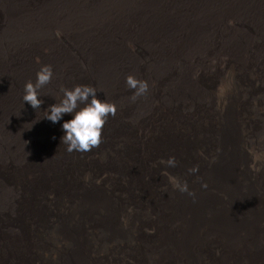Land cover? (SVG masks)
Listing matches in <instances>:
<instances>
[{
  "label": "rangeland",
  "instance_id": "rangeland-1",
  "mask_svg": "<svg viewBox=\"0 0 264 264\" xmlns=\"http://www.w3.org/2000/svg\"><path fill=\"white\" fill-rule=\"evenodd\" d=\"M84 1L79 0L78 5L83 4ZM191 1L179 0L177 14H183L172 16V30L169 29L168 24L170 23V17H165L162 10V6L171 2V0H162L161 3L157 1V6L162 13L155 21L158 22L161 30L153 33L152 38L157 40L162 38L161 41H157L160 42L158 46H154L153 41L156 42L155 40L150 41V38L144 35L141 36V42L135 44H132L127 37L129 29L131 33H134L132 32L133 29L136 33L140 32L138 25L134 24L132 26L134 15L131 11L133 7L130 6H134V11L138 13V10L140 12L141 7L147 0H130L131 27L128 26L127 22L121 21L120 18L116 19L119 21L118 25L112 19L113 23L116 24L113 32H105L101 35L88 33L82 37H74L60 23V20L67 19L72 20L70 22L76 26V22L82 19V15L77 14V0H70L69 5L65 0H43L36 9L30 11V24L31 18L40 16V8L43 9L46 19L51 17L48 25L42 23L31 25L35 31L47 29V32L52 33L54 30H58L64 35V39L54 36L52 39L43 42L44 59L53 61L57 66L64 69L68 66L78 67L75 72L69 71L74 73V86H92L93 83L97 82L95 86L99 87L100 84L103 93L121 97L118 100L122 105H126L124 108L130 115L129 118L127 117L126 126L122 125L119 119L116 125L115 120L113 123L110 122L113 130L110 133L102 132V142L89 152L68 153L65 150L66 146L60 140L63 133L60 124L57 123L49 128L46 137L34 143V159H28L31 150L22 145L17 150L16 156L13 155L8 158L12 159V165L0 163V183L6 192L9 190L11 198L8 200V194H6L5 199L0 203V264H73L72 259L84 253L86 249L89 250V254L82 260L74 262V264H127L133 258V252L135 251L129 246V237L133 235V230H135L134 228L130 230L132 227L131 222L139 220L143 223L141 229H143L144 235L139 234L140 238L148 236L145 226H148L150 230L153 228V216L150 214V216L144 218L142 212L140 215L137 213L138 209L149 210L150 208L152 211L151 207L154 204L160 206L161 204H169L170 200L176 199L180 194V191L175 189L169 182V176L175 177L181 184L186 183L192 194L198 192L193 187L199 186L198 180H205L212 176V171L216 165L215 159L212 158L219 153L214 151L217 149V144L222 140L221 132L224 125L231 124V121L232 124L233 121L235 122V117L230 114H222V127L219 121L216 122L215 120V116L216 119L218 116L216 112L218 104H214L209 109V114L207 112L206 115H209V121L213 120L212 127L215 128L212 131L202 129L201 126H205L207 121V118L203 115L205 110L202 112V117H200L191 114L182 105H170L172 100H177L180 97L179 88L175 85V81L183 80L187 83L190 81L186 79L191 77L193 82L203 85L205 92L208 91L207 94L216 99L217 90L221 84L225 83L230 71L236 73L242 83L244 81L253 82L250 72L260 73L262 64L260 65L256 60L258 59L257 48L241 44L236 47L242 46L240 49L223 50L217 35L214 42L210 41V36H205V41L203 39L206 54L209 55L208 57L211 60H215L210 61L211 64L204 61V59H208L204 55L197 57L194 54L195 58L194 56L193 58L189 57V60L181 58L179 55L185 54L184 48L192 44L188 36L184 37V34H181L180 30L184 28L182 18L185 14V7L194 2L196 9L190 8L191 11L198 12V17L210 22V27L225 17L231 19L225 22L224 28L221 27L223 33H225V41L239 37L238 33L242 32L243 29L248 32L249 28L247 27L252 23L249 18H246L248 22L245 20L240 22L243 17L239 19L235 15L241 9L242 2L239 0ZM249 1L246 2V5ZM100 3L102 2H99V0H89L86 6H89V8L96 6L97 8ZM181 4L184 6H181ZM259 7H264V0L259 4ZM86 15L91 17V14ZM5 18L6 26L0 33V40L9 38L12 45L5 44L7 49L1 48L16 56L23 44L18 36V30L25 27L26 20L19 13L12 17L5 14ZM127 19L126 17L125 20L128 21ZM164 19L167 20L164 21ZM117 30H119V35L123 40L121 42L140 47L144 55L124 49L118 42ZM168 31H172L173 35L172 32L169 33ZM175 40L178 43L176 45ZM34 41L31 40L25 42V44H32ZM148 42L150 43L148 44ZM1 44H3L2 41ZM84 47L91 48V50L87 51L86 49L81 57V54L77 52L82 53ZM166 47L167 50L164 49ZM36 51H38L39 56V60H37L42 62L40 60L41 49ZM137 51L141 53L140 49H137ZM164 51L169 53L170 64L168 73L163 74L160 79L158 76L163 73V67L149 68L148 56L154 53L150 56L151 62L158 56L165 55L166 52ZM127 53H130L129 55L133 54L131 57H139L137 72L133 73L132 76L148 84L147 91L137 95L135 99L132 98L134 90H130L128 87L129 90H127V85L124 89L126 82H119L123 81L122 76L116 79V87L113 88V91L111 89L106 90L102 86L106 85L107 80H105V77L108 73L112 72L110 74L114 76L113 72L117 73L119 70L124 72L126 69L124 57ZM213 54H216V56H213ZM217 54L221 55L218 57ZM237 54L238 57H235ZM137 57L135 58L138 59ZM7 64V61L0 59V72H7ZM89 64L91 66H88ZM142 69L149 80H147ZM213 78L215 79L212 80ZM157 80L158 85H155ZM166 80L168 82H165ZM95 86L93 84V87ZM240 87L244 89L243 95H247L246 86L241 85ZM258 91H256L257 97L260 95ZM116 97L111 96L110 101L121 107ZM247 101L251 102L252 96L245 99L239 94H234V98L228 100L230 104L227 105L230 112L236 113L238 111L242 115V122L237 125L245 128L241 129L242 141H238V143L236 141L235 148H226L235 157L234 160L237 161L234 172L240 171L241 164H246L249 171L254 170L257 165V163L254 164L255 153L264 147L262 143L259 145L263 122H254V118H250L241 111V108L237 107L240 102L245 104ZM144 102L146 107L143 106ZM42 109L44 108H39L38 111ZM260 112L262 111L260 110ZM70 118L67 115L64 117V119ZM229 135L230 132L225 131L227 140H229ZM248 139H250L251 145L257 146L252 147L254 150L247 149L246 142ZM212 150L213 152H211ZM220 151H223L221 146ZM169 158L174 159V166L168 165ZM24 161L26 162L24 165H15ZM74 162L79 164L72 167L71 165ZM198 164L209 167H207V173L204 176L195 178L196 176L191 174V169ZM222 167L223 170L228 169L229 171L230 164ZM109 174H111L110 177H105L102 182L105 188L97 183V190L82 189L87 185V180L89 182L96 178L101 180ZM107 178L109 179L107 180ZM120 180L124 182L123 185L119 183ZM216 184L215 182H206L203 188L219 198L221 193L218 188L222 189V185L217 182ZM14 185L15 189L12 187ZM50 191H52L51 196H49ZM187 194L184 193V195ZM15 198H17V201L13 203ZM16 202L20 203L21 207H18ZM43 203H47L49 208L45 207ZM11 212H16L14 219L9 217ZM81 212L85 217H79ZM70 224L72 230H74V226H77L83 232V236L90 238L88 244L82 246L83 252L81 253L76 252L79 247L76 246V241L73 240L75 231H78V229L72 231ZM111 225L118 232L115 237H120V239L111 240L103 236V234H106L104 233L106 228ZM36 243L39 248L35 246Z\"/></svg>",
  "mask_w": 264,
  "mask_h": 264
},
{
  "label": "bare ground",
  "instance_id": "bare-ground-1",
  "mask_svg": "<svg viewBox=\"0 0 264 264\" xmlns=\"http://www.w3.org/2000/svg\"><path fill=\"white\" fill-rule=\"evenodd\" d=\"M65 1L69 5L70 0ZM78 1L79 0H77L76 2L77 14L82 15V20H86L90 15H86L81 11L78 12V9L86 6L87 1L89 0H85L81 5H78ZM116 1L121 2V0ZM157 1L160 3L162 2V0H147L145 4L143 3L144 5L141 7L140 12L138 10V13L134 11V6H130L133 7V10H131L133 11L134 15L133 22L130 21V10L116 17H107L105 21L106 29L103 31V33L113 32L115 29V25H118L119 23V21H117L116 19L120 18L124 23L127 22L128 26H130L131 22L132 26L134 24L138 25V30L140 32L136 33L135 29H133L132 32L134 33H131V30L129 29L130 31H127L128 35L126 34L132 44L138 43L139 41L141 42V36L144 35L150 38V41L155 40L156 42L153 41V44L154 46H158L160 42L157 41H161L162 38H158L159 40L152 38L153 33L161 30L158 22L155 21V19L161 16L162 13L160 11V8L157 6ZM239 1L242 2L240 6L241 9H239L238 13L235 15L239 19L243 17L242 20L240 19V22H242L243 20L248 22L246 18H249L252 23L247 27L249 28L248 32L243 29L242 32L238 33L239 37H235L228 41L224 40L225 33H223L221 27L224 26L227 20H231L229 19V17L218 20L217 24L215 22L212 27H210V22L198 17V12L191 11L192 8L196 9L195 2L190 4L189 6H186L185 14L182 18L184 28H182L180 31L182 35L184 34V37L188 36V39L192 41V44L184 48L185 54L179 56H181V58L183 59L185 58V60H189V57L193 58L194 54L197 57L200 55H204V57L207 56L208 58L207 60L204 59V61L206 63H210V61H213L214 59L211 60L208 57L209 55L206 54L204 50L203 39L205 36H210V41L214 42L217 35V39L219 40V43L221 44L223 50L240 49V47L242 48V46H240L239 48L236 47L241 44L257 48L258 59L256 60L260 63V65L262 64V70H260V73L250 72V77L255 84L252 81H244V83H242V81L239 79V76L236 73H232L230 71V73L228 74L229 76L225 79V83L221 84L219 89L217 90L218 93L217 95L215 94L217 97L216 99L208 95V91L207 93L205 92V87L203 88V85H199L197 84V82H193L191 77L186 79L190 81L187 83L183 80L175 81V85L179 88L178 93L180 97L177 100H172L170 102V105H182L186 107L191 114H196L200 117H202V112L205 110L203 112V115L205 118H207V121L205 122V126H201L202 129L212 131L215 128L212 127L213 120L211 119L212 121H209V115H206L209 109L212 108L211 106H213L214 104H218L216 109V112L218 114L217 119L215 116L216 122L218 120L220 125H222L223 127L222 114L233 115L235 117V122L233 121L232 124L231 121V124L224 125V128L221 132L222 140H220L219 143L223 148V151H220V146L219 144H217V149L214 152L219 153L215 154L212 158L216 161V165L214 166V169L212 171V176L205 180L200 179L197 181L200 183L199 186H193L198 190L197 193H194L192 195H184V193L180 192L176 199L173 198L172 200H170L169 204H161V206L154 204L151 207L152 211L150 210V208L149 210L143 208L138 209L137 213L140 215V213L142 212L144 218L148 215L150 216V214L153 216V228L150 230L148 229V226H145L144 228L145 230H147L148 236H142L140 238L139 234H143V229H141L143 223H141V221L139 220L131 222L132 227L130 230H133L134 228L136 231L133 230V235L129 237V246L135 249V251L133 252V258L128 261L127 264H264V147L256 151L255 153L256 157L254 164L257 163V165L254 170L249 171L246 168V164H241V168L239 169L240 171L237 172H234L237 161L234 160L235 157L229 152L228 149H226L228 147L235 148L234 146L236 144V141L237 143L238 141H242L241 137L243 135L241 134V129H245L244 127H240V125H237L241 124L242 115L238 111H236V113L230 112L229 107H227V105L230 104L228 100H232V98H234V94H239L242 98L245 99H249V97L252 96L251 102L247 101L245 102V104L240 102L237 107L241 108V111L250 118H254V122H263L264 124V7H259V4L262 2V0ZM247 1L249 2L246 5ZM178 2L179 0H171V2L162 6L163 14L165 15V17H170V23H168L169 29H171L172 27V16L174 14H183H177ZM181 6L184 5L181 4ZM39 12V17L31 18L30 25H35L38 23L48 25L50 23L49 20H51V17L46 19V15L41 8L39 9ZM126 17L128 18V21L125 20ZM112 19L116 24L113 23ZM165 20L167 19H164V21ZM195 22H197V24H195ZM14 30L16 29L14 28ZM46 30L40 29L35 31V37H37L40 33V35L46 40L52 39L54 35H52V33L50 32H47ZM220 33L222 34L221 37ZM146 34H150L151 36L149 37ZM116 36L118 42L123 41L119 35V30L116 31ZM31 40H35V38L30 37L23 43L30 42ZM176 40L175 45L177 43ZM1 41L3 42V44L0 45L1 60L11 63L14 58H17L21 55V52H19L15 56V54L9 51H5L1 48L4 47L7 49V46L5 44L11 46V39L5 38L0 40V42ZM163 41L165 42V39H163ZM149 43L150 42H148V44ZM88 47H84L82 49V53H80L79 51L77 53L81 54L82 57L86 49L87 51L91 50V48ZM164 49L167 50V47ZM129 54H125L124 57V64L126 67L124 73L132 75L133 73L137 72L139 57H131V55L133 56V54ZM214 55L216 56V54H213V56ZM220 55L221 54H217L218 57ZM135 57H137L138 59H136ZM235 57H238V54L235 55ZM88 66H91V64H89ZM76 69H78V67L68 66V68L64 70L75 72L77 71ZM185 75L189 76L188 74ZM214 79L215 78H213L212 80ZM105 83L106 85L102 86L107 90L109 88V83L108 81ZM240 84L246 86L248 91L247 95H243L244 89L240 87ZM256 91L260 92V95L258 97ZM260 110L262 112H260ZM262 129L263 131L261 132V136L259 138V145L260 143H262V145L264 144V125ZM225 131L230 132L229 140H227L225 136ZM246 146L248 150H254L252 149L253 146L257 147L254 144L251 145L250 139H248V141L246 142ZM211 152H213V150ZM226 164H230L229 171L228 169H222V166ZM207 167L209 166L198 164L194 166V168L192 167L191 174L195 175V178L204 176V174L207 173ZM193 169H195V171H193ZM201 172L202 174L200 175ZM206 182H215V184L217 182L222 185V189L218 188L221 193V196L219 198L203 188ZM81 216H84L82 212L80 213L79 217ZM74 227V230L78 229L77 226ZM71 228L72 227L70 224V229ZM78 231H75V234L73 233L75 235V238H73V240L76 241V246L79 247L76 252L81 253L83 252L82 246H84V244H88L90 238L83 236V232H81L80 229H78ZM104 233H106L103 234L105 238L111 240L120 239V237H115V235H118V232L112 225L107 227ZM150 235L151 237H149ZM35 246L39 248L37 243ZM88 254L89 250L86 249L84 253L75 256L72 259L73 264L76 261L82 260Z\"/></svg>",
  "mask_w": 264,
  "mask_h": 264
},
{
  "label": "clouds",
  "instance_id": "clouds-1",
  "mask_svg": "<svg viewBox=\"0 0 264 264\" xmlns=\"http://www.w3.org/2000/svg\"><path fill=\"white\" fill-rule=\"evenodd\" d=\"M42 1L0 0V33L6 26L5 14L12 17L19 13L26 20L25 27L18 30L20 41L24 42L30 37L35 38L34 43H23L20 46L21 55L6 65L7 72H0V163H5L6 165L13 164L12 160L8 158L16 155L17 150L22 145L31 150V155L28 156V159H34V143L46 137L49 133V128L57 123L60 124L63 133L60 140L66 146L65 150L68 153H86L100 145L102 142V132L110 133L113 130L110 122L113 123L115 120L116 125L119 119L121 124L126 126L127 117L129 118L130 115L126 108H124L126 105L124 106L119 102L118 99H121V97L103 93L99 83V87L95 86L97 82L93 83L95 87H93V84L92 86H74V73L62 69L53 61L44 59L42 45L46 39L39 32V35L35 37V29L29 22L30 11L36 9ZM99 2L102 3L97 8L96 6L92 8L84 6L78 9V12L91 14V17H88L86 20L79 19L76 22V26L70 22L72 20H60L61 26L69 30L74 37H82L88 33L101 35L106 29L105 21L107 17H116L129 11L130 0H121V2H117L116 0H99ZM52 35L56 38L64 39V35L58 30H54ZM119 44L124 49L144 55L140 47H134L132 44L125 42H119ZM38 49H41L40 60L42 62L38 61L39 56L38 51H36ZM137 49H140L141 53ZM164 52H166L165 55L158 56L151 62L150 56L154 53L148 56L149 68L156 69L163 67V73L158 76L160 79L163 74H167L169 71L170 56L167 51ZM110 73L105 77V80L109 83L107 90L111 89L113 91V88L116 87V79L122 76L124 79L120 83L126 82L124 89L127 85V90H129L128 88L134 90L133 99L137 95L147 91L148 84L145 81L138 80L132 75L128 76L122 70H119L117 73L113 72L114 76H111ZM145 76L149 80L146 74ZM165 82L168 81L166 80ZM155 85H158V80ZM111 96L116 97L117 102L123 108L118 107L114 102L110 101ZM143 106L146 107L145 102ZM39 108L44 109L38 111ZM66 115L71 118L64 119ZM109 116L110 118L108 119ZM12 145L15 146L11 147ZM167 163L169 166H174L175 161L173 158H169ZM24 164H26L25 161L15 165ZM75 164L79 163L74 162L71 166L74 167ZM83 171L85 172V170ZM110 175H105L101 180H97L98 178H96L92 182L87 180V185L82 189L97 190L96 184L100 183L103 186L102 182L104 178L110 177ZM168 179L175 189H178L181 193L192 195L186 183L181 184L172 176H169ZM119 183L124 184L121 180ZM12 187L15 189V185ZM0 188V203L5 199L6 194H8V200L11 199L9 190L6 192L1 183ZM51 194L52 191H50L49 196ZM15 201H17V198L13 199V203ZM16 203L18 207H21L20 203ZM43 205L48 207L47 203H43ZM15 213L11 212L9 217L14 219Z\"/></svg>",
  "mask_w": 264,
  "mask_h": 264
}]
</instances>
